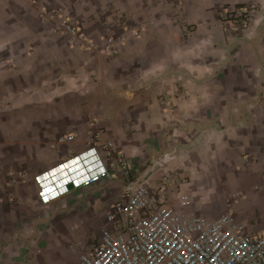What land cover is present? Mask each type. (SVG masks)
I'll return each mask as SVG.
<instances>
[{
    "label": "crops",
    "instance_id": "obj_1",
    "mask_svg": "<svg viewBox=\"0 0 264 264\" xmlns=\"http://www.w3.org/2000/svg\"><path fill=\"white\" fill-rule=\"evenodd\" d=\"M225 5L253 6L239 37ZM44 9L112 36L117 53L74 46ZM105 140L178 210L232 211L261 233L264 0H0V264H78L113 226L121 175L82 184L107 162Z\"/></svg>",
    "mask_w": 264,
    "mask_h": 264
},
{
    "label": "built area",
    "instance_id": "obj_2",
    "mask_svg": "<svg viewBox=\"0 0 264 264\" xmlns=\"http://www.w3.org/2000/svg\"><path fill=\"white\" fill-rule=\"evenodd\" d=\"M252 8L225 5L219 14L224 22H232L239 37L252 19ZM42 17L76 37L74 46L117 53L112 36L104 35L100 43L95 42L84 32L82 22L63 9H44ZM226 42L230 46L234 39L227 37ZM74 138L66 134L61 140L70 142ZM97 143L106 152L107 162L94 168L82 184L105 185L120 174L123 189L108 206L113 226L90 242L78 264H264V230L244 232V226L233 220L232 211L212 220L178 210L162 195L163 184L153 188L143 185L133 172L131 160L112 140ZM182 200L188 203L190 198L184 195Z\"/></svg>",
    "mask_w": 264,
    "mask_h": 264
},
{
    "label": "rangeland",
    "instance_id": "obj_3",
    "mask_svg": "<svg viewBox=\"0 0 264 264\" xmlns=\"http://www.w3.org/2000/svg\"><path fill=\"white\" fill-rule=\"evenodd\" d=\"M142 85V86H141ZM151 85L153 84H133V87H132V91L133 92H136V93H139V92H142L145 88H148L150 87ZM186 177L181 180L183 183L186 181Z\"/></svg>",
    "mask_w": 264,
    "mask_h": 264
},
{
    "label": "water",
    "instance_id": "obj_4",
    "mask_svg": "<svg viewBox=\"0 0 264 264\" xmlns=\"http://www.w3.org/2000/svg\"><path fill=\"white\" fill-rule=\"evenodd\" d=\"M74 185V183L73 182H71L70 184H68L67 186H68V188H70V187H72Z\"/></svg>",
    "mask_w": 264,
    "mask_h": 264
}]
</instances>
